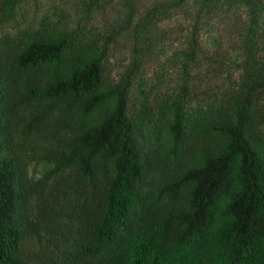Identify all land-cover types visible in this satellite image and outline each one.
<instances>
[{"label":"trees","instance_id":"trees-1","mask_svg":"<svg viewBox=\"0 0 264 264\" xmlns=\"http://www.w3.org/2000/svg\"><path fill=\"white\" fill-rule=\"evenodd\" d=\"M0 264H264V0H0Z\"/></svg>","mask_w":264,"mask_h":264}]
</instances>
